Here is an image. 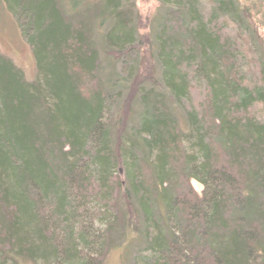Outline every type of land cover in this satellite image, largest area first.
Returning a JSON list of instances; mask_svg holds the SVG:
<instances>
[{
  "label": "trees",
  "instance_id": "obj_1",
  "mask_svg": "<svg viewBox=\"0 0 264 264\" xmlns=\"http://www.w3.org/2000/svg\"><path fill=\"white\" fill-rule=\"evenodd\" d=\"M67 1L95 27L57 0H4L36 77L0 54V264H104L116 238L135 239L134 264H264V51L239 6L159 0L162 90L140 87L120 125L110 91L142 85L141 64L115 82L104 62L136 50V23L121 0Z\"/></svg>",
  "mask_w": 264,
  "mask_h": 264
},
{
  "label": "rangeland",
  "instance_id": "obj_2",
  "mask_svg": "<svg viewBox=\"0 0 264 264\" xmlns=\"http://www.w3.org/2000/svg\"><path fill=\"white\" fill-rule=\"evenodd\" d=\"M57 1L59 7L61 6L62 9H64V11L66 12L65 17H67V19L70 20L71 23L75 24L77 21L83 20L88 21L89 26L95 27L96 23L93 20L95 15L93 14V12L88 11L87 14H85L84 17L80 19L78 17L71 16L70 12H67V10L69 9L67 0ZM233 1L237 5V7L239 6V10L237 12L239 24L238 26H236V28L241 31L244 30L246 33L242 34L241 37L247 42H251L252 44V41L250 40V36L248 34L249 32H255L256 36L262 39V42L259 44L255 42L256 48L258 49V52L264 51V0ZM159 2V0H121V8H123L124 11L129 10L132 14V19L136 23L138 40H140V42L138 43L137 40L138 45L136 46V50L132 54L122 56L119 61H117L116 63H112L113 65L109 60H106L104 62V72L112 76L115 82L119 78L125 81H133L136 75V71L138 70V65L141 64L139 65L141 68V71H139V75L141 76V78H138L139 75H136L135 80H142L143 83L142 85H139V83L131 84V86L129 85L130 88L128 90L126 88L120 89L115 93L114 91H110L115 94V96L117 95L116 104L120 106L118 115L120 125H123L129 118L133 119L131 121H128L131 123L137 120L138 105H135L134 99L139 96V92H137V90L140 87L146 89L148 87L151 88V85H154L155 89L158 90L160 88L162 90L160 70L157 66L155 58H153L154 56L152 57V44L155 38L153 34L158 27L155 23V18H157L160 14ZM84 9L85 8L83 7L82 12L84 11ZM109 27L110 26H106L105 24L102 29H100L96 33L92 31L91 39H97V42L99 44L103 33L107 29H109ZM0 54L10 59L16 65V67L23 72L24 77L27 81L33 82L35 80L36 66L32 55V50L27 45L25 40L21 37L16 21L12 14L8 11L4 0H0ZM260 60L263 70L259 69L257 71L252 69V71H261L259 73L264 74V58L261 57ZM257 67L260 66L258 65ZM199 94L200 97H198ZM192 98L193 103L197 105V103L202 102V93H198L196 95L193 94ZM180 112L181 111L177 109L174 114L183 125V114H181ZM190 185L197 197L201 198L203 191L202 186L194 180L190 181ZM98 229H100L99 226ZM134 241L135 239L122 240L116 238L113 242L114 245L109 249L106 255L104 264H134V258L136 257L139 249L138 244L136 243L135 245Z\"/></svg>",
  "mask_w": 264,
  "mask_h": 264
}]
</instances>
